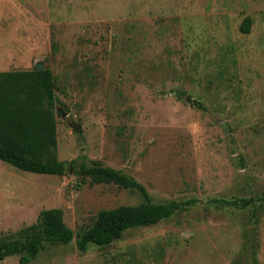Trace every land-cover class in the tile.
Here are the masks:
<instances>
[{
	"label": "rangeland",
	"instance_id": "1",
	"mask_svg": "<svg viewBox=\"0 0 264 264\" xmlns=\"http://www.w3.org/2000/svg\"><path fill=\"white\" fill-rule=\"evenodd\" d=\"M37 64L54 76L59 160L119 170L157 203L192 202L79 252L100 210L143 196L0 160V237L48 208L74 232L28 264H264V0H0V71Z\"/></svg>",
	"mask_w": 264,
	"mask_h": 264
},
{
	"label": "trees",
	"instance_id": "2",
	"mask_svg": "<svg viewBox=\"0 0 264 264\" xmlns=\"http://www.w3.org/2000/svg\"><path fill=\"white\" fill-rule=\"evenodd\" d=\"M250 26L251 19L246 17L240 30L248 33ZM54 88V76L48 68L0 71V160L39 174L63 175L68 167L89 177L92 183L113 182L137 190L144 198L139 204L100 210L92 223L77 233L75 244L79 252H85L90 245L108 246L127 230L156 224L192 202L157 203L141 183L119 170L94 162L85 164L73 159L66 165L59 160ZM213 202L229 201L213 199ZM251 202L253 199L248 198L232 204L246 207ZM73 237L74 232L64 223L61 209H42L34 223L15 235L0 237V261L16 255L18 264H28L43 249L44 242L68 244Z\"/></svg>",
	"mask_w": 264,
	"mask_h": 264
},
{
	"label": "water",
	"instance_id": "3",
	"mask_svg": "<svg viewBox=\"0 0 264 264\" xmlns=\"http://www.w3.org/2000/svg\"><path fill=\"white\" fill-rule=\"evenodd\" d=\"M35 68H36L37 70H40V69H43L44 67H43L41 64H37V65L35 66Z\"/></svg>",
	"mask_w": 264,
	"mask_h": 264
}]
</instances>
